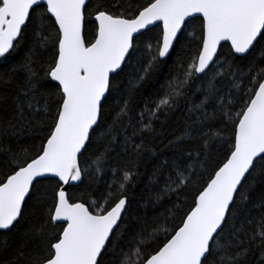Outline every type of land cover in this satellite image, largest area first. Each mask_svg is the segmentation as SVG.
I'll list each match as a JSON object with an SVG mask.
<instances>
[{
	"label": "snow or ice",
	"instance_id": "1",
	"mask_svg": "<svg viewBox=\"0 0 264 264\" xmlns=\"http://www.w3.org/2000/svg\"><path fill=\"white\" fill-rule=\"evenodd\" d=\"M4 253L264 264V0H0Z\"/></svg>",
	"mask_w": 264,
	"mask_h": 264
},
{
	"label": "trees",
	"instance_id": "2",
	"mask_svg": "<svg viewBox=\"0 0 264 264\" xmlns=\"http://www.w3.org/2000/svg\"><path fill=\"white\" fill-rule=\"evenodd\" d=\"M100 186H101V188L103 187V180L101 181V185ZM134 191L139 193L140 192V186H137V188ZM7 258H8V254L7 253H4V254L0 255V264H2V261L6 260Z\"/></svg>",
	"mask_w": 264,
	"mask_h": 264
}]
</instances>
